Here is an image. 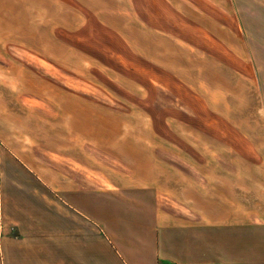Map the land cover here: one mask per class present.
Segmentation results:
<instances>
[{"label": "crops", "instance_id": "crops-1", "mask_svg": "<svg viewBox=\"0 0 264 264\" xmlns=\"http://www.w3.org/2000/svg\"><path fill=\"white\" fill-rule=\"evenodd\" d=\"M79 1L0 0V67L60 65L54 34L85 15ZM159 1L173 31L204 35L191 48L215 82L241 81L249 117L222 118L216 140L209 124L201 155L147 123L153 137L123 159L116 136L87 139L58 101L5 89L16 77L0 69V264H264V0Z\"/></svg>", "mask_w": 264, "mask_h": 264}, {"label": "rangeland", "instance_id": "rangeland-1", "mask_svg": "<svg viewBox=\"0 0 264 264\" xmlns=\"http://www.w3.org/2000/svg\"><path fill=\"white\" fill-rule=\"evenodd\" d=\"M79 4L85 15H71L67 24L64 19L65 32L54 34L52 57L61 64L49 66L39 60L37 65L0 67L16 77L2 83L5 89L21 90L27 97L43 95L34 99L51 105L58 101L53 106L71 112L59 115L62 120L83 127L87 139L93 132L102 133V139L110 133L116 136L123 159L141 153L140 146L132 145L134 139L153 137L147 133V123L161 125L155 132L166 137L175 134L191 141L201 155L207 152L209 124L214 123L216 140L222 118L230 124L237 123L240 115L249 117V98L242 95L241 81L231 79L226 87L219 79L215 82L212 71L217 69L207 60L206 50L191 48L197 40L202 43L204 35L173 31L174 17L165 16L161 1L80 0ZM61 91L71 94L54 99L63 95ZM213 148L219 155L231 151L215 142ZM214 168L225 167L215 161Z\"/></svg>", "mask_w": 264, "mask_h": 264}]
</instances>
